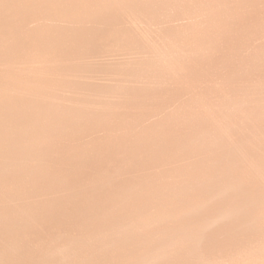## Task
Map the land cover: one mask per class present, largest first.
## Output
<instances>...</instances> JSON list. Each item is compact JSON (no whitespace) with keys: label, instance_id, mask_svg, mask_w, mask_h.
Wrapping results in <instances>:
<instances>
[{"label":"bare ground","instance_id":"6f19581e","mask_svg":"<svg viewBox=\"0 0 264 264\" xmlns=\"http://www.w3.org/2000/svg\"><path fill=\"white\" fill-rule=\"evenodd\" d=\"M0 264H264V0H0Z\"/></svg>","mask_w":264,"mask_h":264}]
</instances>
